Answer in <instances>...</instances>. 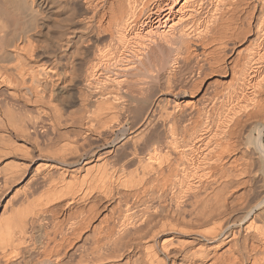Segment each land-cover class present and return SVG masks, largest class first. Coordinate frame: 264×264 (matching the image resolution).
I'll use <instances>...</instances> for the list:
<instances>
[{"label":"bare ground","instance_id":"obj_1","mask_svg":"<svg viewBox=\"0 0 264 264\" xmlns=\"http://www.w3.org/2000/svg\"><path fill=\"white\" fill-rule=\"evenodd\" d=\"M16 1L0 264H264V0H24L28 24ZM47 111L69 152L39 142Z\"/></svg>","mask_w":264,"mask_h":264},{"label":"rangeland","instance_id":"obj_2","mask_svg":"<svg viewBox=\"0 0 264 264\" xmlns=\"http://www.w3.org/2000/svg\"><path fill=\"white\" fill-rule=\"evenodd\" d=\"M19 3H20V4H19ZM16 6H17V7H20V8L17 9V10H18L17 13H18L19 15H17V19H16V21H18V18H21V17H22V18H23V22H24V19H26V20H25V24H26V23L28 24V20H29L28 17H30V15H28V14H30L31 11H30V8L28 7L27 3H25L24 0H20V1L17 0V1H16ZM17 7H16V8H17ZM17 13H16V14H17ZM27 15H28V16H27ZM18 16H19V17H18ZM19 20H20L19 22L22 21V19H19ZM21 24H22V27H20V28H23V27L26 26V25L24 26V24H23L22 22H21V23H18V25H20V26H21ZM18 25H16V28L19 27ZM20 28H19V29H20ZM19 29L17 28V30H19ZM249 37H250V36H249ZM243 40H244V41H243ZM243 40H242L243 42L241 41L242 43L239 41L240 43L238 42L237 44H235L236 46H234V47H235L237 50H238L240 47H242V49L240 48L239 50H243V49L247 48L249 45H250L251 47H253V48L255 47V46L252 45L251 42H248V44H247V41H245V39H243ZM245 43H246V44H245ZM241 53H242V51H241ZM234 55H235V54H234ZM234 55H232V56L234 57ZM218 87H219V88H218ZM220 87H221V89H220ZM222 87H223V86H221V85L219 86V84L217 85L218 92H220V93L217 92L218 94H221ZM219 89H220V90H219ZM215 92H216V91H215ZM211 94H213V91H212ZM75 104H76V103H75ZM75 104L72 105L70 109H76V107L78 106V104H76V105H75ZM74 107H75V108H74ZM42 116H43V117H42ZM21 117H22V118H23V117L26 118V117H25V114H22ZM41 118H42V120H41ZM52 118H53V116L51 115V112H50V111H47V112H45V114L41 115V117H39V119H38V123H39L40 126H39V128H38L37 130H39L41 133H42L43 131H46V130H47V133L50 134V135H49V134H47V133H45V132H43V134H41V133H38L39 131L37 132V137H38V139H39V140L41 139L42 141L45 140V141L47 142V144L49 145V146H48V145L46 144V142H42L41 140L39 141V142H41V143H45V144L47 145V146H46L45 144H42L43 146H45V148L47 147V149H45V150H46V151H45L46 154H49V153L51 154V153H52V150H55V152H53V153L55 154V153L57 152V150L59 149V147H61L62 144H63V146H67V144H68V143H67V140H68L69 138H70V139H72V138H79V136L76 135V133L74 132L75 130L72 131L73 129H72L71 127H69V126H66V127L64 126V127H60V128L57 127V129L59 130V132H58L57 129H55V127H54L53 125H51V124L54 123V121H52L53 123H51V119H52ZM39 120H40V122H39ZM43 120H44V121H43ZM52 120H53V119H52ZM26 121H27V120H26ZM42 121H43V122H46V125H45V123L42 124V123H43ZM49 122H50V123H49ZM41 125H42V127H41ZM49 125L54 127V128H53V131H52V128H51V127H48V128H50V131L48 132L49 129H47L46 126H49ZM43 126H45V127H43ZM40 127H41L42 129H41ZM126 127H127V128H126ZM44 128H46V130H44ZM67 128H68V131H67ZM69 128H70L71 130H70ZM124 128L126 129V131L124 132L125 135H126V134L128 133V131H129V129H130V128H129V125H125ZM128 128H129V129H128ZM133 128H134V127H133ZM54 129H55V130H54ZM62 129H63V130L66 129V130H64V131H65V132L67 131V136H64V137H63V135H64L65 133L63 132ZM131 129H132V128H131ZM60 130H62L61 133H60ZM51 131H52L54 134H53ZM55 131H57L58 133L55 132ZM50 132H51V133H50ZM117 132H118V131H115V134H117V135H121V132H118V133H117ZM55 133H56V135H55ZM59 133H60V135H61V139H62V141L60 140V135H59ZM62 133H63V134H62ZM38 134H39V135L41 134V135H43V136L40 135V137H39ZM52 134H53V135H52ZM57 134H58L59 137H57ZM44 135H47V136H44ZM65 135H66V134H65ZM75 135L78 136V137H76ZM48 136H50L51 139H50ZM51 136H54L55 139H54L53 137H51ZM73 136H74V137H73ZM89 136L91 137V139H90ZM95 136H96V135H91V134H89V135H88V137H89V138H88V142H89L90 140L93 142V141H94L93 139L97 137V136H96V137H95ZM44 137H45V138H44ZM46 137H47V139H48L49 141L46 139ZM65 137H67V138L65 139ZM93 137H94V138H93ZM42 138H44V139H42ZM56 138H58V140H60V141L56 140ZM53 139H54V140H53ZM70 139H69V140H70ZM89 139H90V140H89ZM52 140H53V141H52ZM69 140H68V142H69ZM96 140H97V141H96ZM50 141H51V142H50ZM98 141H100V139L97 137L93 143L98 142ZM48 142H50V144H49ZM92 142H91V144H92ZM124 144H125V145H124ZM124 144H123L122 146H120L119 148L122 149V148L124 147L125 149L123 148V149H122L123 151H122V150H120V149L118 148V150H117L118 152H116L117 154H118V153H119V154H122V153H120L121 151H122L124 154L127 152L126 148L129 147V144L126 143V142H124ZM126 145H127L128 147H127ZM63 146H62L61 151L65 148V147H63ZM125 146H126V147H125ZM57 147H58V148H57ZM67 147H68V146H67ZM67 147L65 148V150H66V152H69V147H68V149H67ZM55 148H56L57 150H56ZM51 149H52V150H51ZM98 149H99V148H95V151H97ZM50 150H51V151H50ZM59 150H60V149H59ZM65 150H64V153H66ZM47 151H49V153H48ZM98 151H99V150H98ZM124 151H125V152H124ZM50 154H49L48 156H50ZM54 154H51V155H54ZM119 154H118V155H119ZM89 158H90V157H89ZM116 158H117V157L110 158V160H108V161H109V162H116V160H114V159H116ZM111 159H113L114 161H111ZM43 160H44L43 158H39V159L37 160V162H45V161H43ZM117 163H118V162H117ZM119 163H120L119 165H121L123 162H119ZM125 163H126V162H125ZM128 163L132 164L133 162H132V163H131V162H128ZM128 163H126V164H127V165H130V164H128ZM117 166H118V165H117ZM129 169H132V165H130V166L127 168V170H129Z\"/></svg>","mask_w":264,"mask_h":264}]
</instances>
